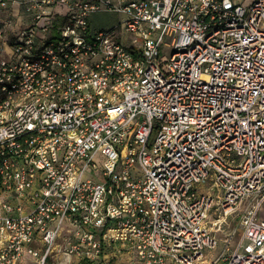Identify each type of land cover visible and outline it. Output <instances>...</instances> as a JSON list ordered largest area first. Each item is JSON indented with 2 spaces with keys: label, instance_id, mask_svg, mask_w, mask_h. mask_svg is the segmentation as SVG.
<instances>
[{
  "label": "built area",
  "instance_id": "built-area-1",
  "mask_svg": "<svg viewBox=\"0 0 264 264\" xmlns=\"http://www.w3.org/2000/svg\"><path fill=\"white\" fill-rule=\"evenodd\" d=\"M128 250L264 264V0H0V264Z\"/></svg>",
  "mask_w": 264,
  "mask_h": 264
},
{
  "label": "rangeland",
  "instance_id": "rangeland-1",
  "mask_svg": "<svg viewBox=\"0 0 264 264\" xmlns=\"http://www.w3.org/2000/svg\"><path fill=\"white\" fill-rule=\"evenodd\" d=\"M245 1H249V0H245ZM118 17L119 16L113 15V14H104V15L97 16L93 20V22L98 27L108 28L116 24ZM170 52L171 50H168L167 53L163 54V58L167 59ZM239 210L240 209L236 210L231 215L233 216L237 215ZM234 226L235 224H232L231 222H229V225L222 226L223 231H220V230L216 231V237L218 240L217 247L215 249H212V250L207 249L205 251L204 263L211 261L222 251V249L225 246V243H227V239L229 238L230 232H232L234 229ZM236 234L238 235V231ZM237 235H234L231 241L229 242L231 245H233L236 242L237 237H238ZM118 255H119L118 260H117L118 264H139L136 254L133 250L124 251L121 253V255L120 254ZM30 263L32 264L33 261L30 260Z\"/></svg>",
  "mask_w": 264,
  "mask_h": 264
},
{
  "label": "crops",
  "instance_id": "crops-1",
  "mask_svg": "<svg viewBox=\"0 0 264 264\" xmlns=\"http://www.w3.org/2000/svg\"><path fill=\"white\" fill-rule=\"evenodd\" d=\"M28 262L30 263V260H28ZM26 264H28V263H26ZM31 264V263H30Z\"/></svg>",
  "mask_w": 264,
  "mask_h": 264
}]
</instances>
